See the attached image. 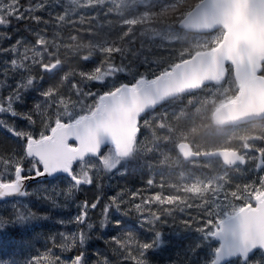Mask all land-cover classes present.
I'll use <instances>...</instances> for the list:
<instances>
[{"label":"snow or ice","instance_id":"obj_1","mask_svg":"<svg viewBox=\"0 0 264 264\" xmlns=\"http://www.w3.org/2000/svg\"><path fill=\"white\" fill-rule=\"evenodd\" d=\"M77 3L78 0H70L63 13L53 14L48 10L54 9L59 0H37L36 3L29 0L27 6L20 0H0V26H9L13 18L44 25L39 31L30 29L34 42L21 37L10 47H0V54L12 56L10 60L0 62V76L4 78L0 80V91L7 89L6 96L0 94V116L10 117L13 121L9 123L0 119V128L11 133L20 143L19 150H14L11 156H0V200L35 196L46 206L33 210L31 202L16 201L7 217L0 216V264H88L84 246L94 227L90 210L101 204L100 197L91 203L85 200L76 204L77 214L67 221L55 220L54 223L60 225L74 223L77 231L50 234L46 239L52 240V245L42 251L22 254L29 244L23 234L35 223L52 218L47 209L66 210L81 186L93 185L101 170L106 173L118 171V166L126 161L128 150L121 146L119 132L121 106L129 93L145 90L148 80L141 74L134 82L117 83V74L123 73L126 67L123 62L115 63L117 54L121 61L124 59L119 49L95 46L80 60L88 62L98 52L101 55L99 64L90 70L64 72L58 83L52 82L45 87L46 75L52 79L57 72L63 71L65 59L60 58V48L65 49L66 55L71 51L70 45L57 41L62 40L60 29L66 25L70 12L75 11L69 5ZM39 11H48L49 19L35 14ZM76 23H85V17L81 15L78 21H71L73 25ZM49 27L55 29L52 39L46 35ZM10 39L7 34H0V40ZM68 39L75 40L76 37L69 36ZM36 67L39 72L33 75ZM11 79L15 80L14 84L7 83ZM108 80L111 83L106 91L92 90L93 82L103 84ZM65 82L67 85L62 90ZM33 93L37 94L33 97V107L24 110ZM37 114L38 120L33 118ZM126 118L135 120V113L126 114ZM17 119L26 121L28 127L19 129L15 123ZM251 163L249 172L254 178L237 184L234 190L221 187L210 200L197 204L196 209L204 213L200 219H197V213V216L189 214L188 219L179 221L185 229H192L193 223L197 224L194 229L198 233L197 242L189 246L192 257H201L196 264H264V259L259 262L250 260L255 251L264 253V151L253 157ZM61 178L69 180L66 188L53 184ZM32 181L38 186L30 191L28 182ZM146 183L149 187L154 186L151 178ZM126 196L129 198L125 199ZM188 209H193L191 203H176L159 192L148 196L141 190L121 192L109 197L102 205L104 219L99 222V227L107 228L111 211L124 217L135 213L139 226H147V230L154 234L151 242H141L133 233H127L123 242L118 236L112 237L111 242L124 248L127 251L125 259L133 264H149L147 253L165 244L158 225L168 223L165 217H172L175 221V212L186 213ZM41 211L46 214L41 215ZM114 224L118 227L121 220L116 219ZM56 236L65 242L71 241V244L57 243ZM129 243L135 245V254L128 249ZM55 247L62 251L76 247L78 254L65 259L56 254ZM208 250L211 251L210 257ZM103 264L109 262L105 259Z\"/></svg>","mask_w":264,"mask_h":264},{"label":"rangeland","instance_id":"obj_2","mask_svg":"<svg viewBox=\"0 0 264 264\" xmlns=\"http://www.w3.org/2000/svg\"><path fill=\"white\" fill-rule=\"evenodd\" d=\"M36 2L37 0H31V3ZM169 2L170 0H78L76 5H69V8H74L75 11L70 12L66 25L60 29L62 40H58L57 43L68 44L71 50L66 55L65 49L61 47L60 58H68L67 61L70 60L69 62H72V59H75L77 55L80 58L82 53L86 55L90 49L100 45L102 41L98 36L106 34L107 30H114L123 13H136L141 10H153L157 7L162 8L167 6ZM20 3L22 4L23 0H20ZM28 3L29 0L27 2L25 1L22 5L27 6ZM69 3L70 0H59V4L54 9H49L48 11H52L53 14L63 13L64 6ZM48 11H39L35 14L44 17V19H49ZM81 15L85 17V23L71 24L72 20L78 21ZM42 28H44L43 24L36 25L30 20L17 21L13 18L9 26H0V34H7L11 37L10 40H0V47H10L21 37L26 38L30 43L34 42L35 37L30 29L39 31ZM123 30V27L117 28L116 35ZM54 31L55 29L52 27L47 29L46 35L49 39H52ZM69 36H75L76 39H68ZM223 36L224 32L222 30L208 35H199L187 32L183 33L177 30L173 25L163 27L157 30L155 34L145 37L141 45L137 46L136 49L129 48V52L127 53L128 56L126 57V55H124L123 61H121V58L115 57L116 64H121V62H123V65L126 66L123 73L117 74V83L125 78V72L128 71L129 67L130 69H134L139 66L141 67L142 64H146V68H153L155 71L160 67L159 64H163V61L168 60V56H170L169 58H175L177 53L187 54L188 49L192 51H204L209 46H217L221 42ZM101 45L108 47L109 42L103 41ZM97 53L98 52L94 55ZM0 55V62L12 58L11 54ZM94 55L90 60H94ZM155 59L162 61H155ZM38 72L39 68L36 67L32 74L36 75ZM3 79V76H1L0 80ZM230 80H226L223 84L217 86H207L199 92L190 93V95L186 94L179 96L164 104L156 111L149 113L145 119L142 120L143 132L139 141L140 146L131 160L123 162L122 165L118 166V171L114 170L112 173H106L101 170L99 175L96 176L94 184L86 185V187H83L77 192L74 200L69 202V207L66 210L53 211L50 208L47 209V214H50L52 218L35 223L23 234L24 239L29 241V244L24 248L22 254H35L37 250L42 251L51 246L52 240L46 239L50 234H56L58 232H64L66 234L75 233L77 227L74 223L60 225L54 223V221L57 219H64L67 221L70 217L77 214L78 209L75 206L76 204L85 200L91 203L94 202L97 197H100L101 204L98 205L97 209L90 210L91 222L94 224V227L89 233L91 238L84 246L88 264H97L98 261L100 264H103L105 259L109 262L113 251L123 253L121 264H133L131 260L125 259L127 251L120 245L111 242V238L118 236L123 242L127 233H133L139 241L151 242L154 234L147 230V226L144 228L139 226L135 213L128 217H124L114 211L110 212L107 228L101 229L99 227V222L104 219L101 215V207L108 201L109 197L119 193L117 188L112 190L111 187L115 185L124 186V184L129 183L132 188H137L139 190L138 186H146V181L149 178H151L154 183L153 187L146 186L149 191L166 192L171 195L178 194V188L176 186H173L172 189L168 187L171 182V174H177L181 171L180 169H182L180 167L181 164H179L180 160L174 158L170 152V148L172 144L176 143L184 136L190 138V143L197 148H199L197 142L215 143L222 149L227 148L241 152L249 160L248 167H237L233 169L225 166L220 160H199L189 164V167L193 170L204 172L205 184L203 186H195V190H192L196 198V194H200L202 189L215 194L218 189L221 187L224 188L225 180L242 184L246 180L254 178L253 173H250L249 170L252 167V158L258 155L256 152L264 151V120L244 126L223 129L216 127L212 122L211 124L201 123L203 125L201 130L196 128V121L199 116L204 117L205 114L211 113L213 108L218 107L221 103L229 101L234 96L233 93L238 91V87L232 86ZM7 83L14 84L15 80H8ZM110 83L111 80L105 81L103 84L95 82L91 87L93 91L99 89L103 92L107 90ZM48 85H45V87ZM0 94L6 96L7 89L0 91ZM32 95L37 94L33 93ZM26 108L24 110H26ZM0 119H6L9 123L13 122L12 119L7 116H0ZM15 123L19 129H26L28 127L27 122L23 120L17 119ZM4 140L7 141L8 144L4 142ZM12 141L14 143H12ZM7 145L9 146L7 147ZM19 147L20 143L18 139L5 129L0 128V156H11L14 150H19ZM174 169L176 170L172 172ZM77 170L79 169L77 168ZM120 172L124 174L121 175L119 174ZM53 184L59 188H66L69 184V180L61 178L57 181H53ZM37 186V183L31 184L29 190L31 191ZM211 198L212 197H209L207 200ZM187 200L189 201L190 198L188 197ZM192 200L195 206L206 202V200L202 203H199L196 199ZM19 201L20 203L31 202L34 206L33 210L46 207L42 205L35 196ZM14 202H16V200L0 203V216L7 217L12 211L11 205ZM40 214L44 215L46 213L41 211ZM189 214H192V209H188L186 213H180L179 211L174 213L178 221L188 219ZM201 215H204L202 210ZM113 217L119 220H125L124 225L119 228V230H115L110 225V220H112ZM165 219L168 221L167 224L163 226L158 225L163 233L165 244L161 248L147 253L149 264H153L157 259L163 258V261L164 259L169 260L172 255L178 254H180L178 257H184V259L188 261V264H196V261L201 257H192L190 247L183 246V240L189 243V241H187L188 239H186V235L194 234L190 240L197 242L198 233L194 228L185 229L183 225L175 227L174 231L170 232L167 230V227L170 228V222L173 221L172 217H165ZM173 222L177 224V221ZM17 239H19V237ZM56 241L57 243L71 244V241L65 242L59 236H56ZM110 247H112L113 250H110ZM134 248L135 245L129 243L128 249L133 250V254H135ZM53 250L56 254L61 255L65 259L73 258L78 254V249L76 247H69L68 251H62L59 247H55ZM182 251L185 254H182ZM207 254L210 257L211 251L208 250ZM261 259H264V256L259 253L250 260L259 262Z\"/></svg>","mask_w":264,"mask_h":264},{"label":"water","instance_id":"obj_3","mask_svg":"<svg viewBox=\"0 0 264 264\" xmlns=\"http://www.w3.org/2000/svg\"><path fill=\"white\" fill-rule=\"evenodd\" d=\"M179 27L195 34H210L223 29L225 35L216 48L199 52L171 71L148 80L145 90L129 93L127 101L121 106L119 123L121 146L128 150L126 158L134 151L141 131L140 119L146 113L179 95L199 90L205 85L220 84L227 77L228 65L234 68L240 91L235 100L216 109L213 115L215 123L220 127H229L264 119V0H202ZM132 112L135 113V120L126 118V114ZM178 151L186 162L220 159L230 168L248 164L246 157L233 149L200 154L190 143L181 142ZM26 198H6L0 203Z\"/></svg>","mask_w":264,"mask_h":264},{"label":"trees","instance_id":"obj_4","mask_svg":"<svg viewBox=\"0 0 264 264\" xmlns=\"http://www.w3.org/2000/svg\"><path fill=\"white\" fill-rule=\"evenodd\" d=\"M25 1L27 2L28 0H23L22 4H24ZM190 1L189 0H170L168 5L164 6L162 8L157 7L153 10H141L140 12H136V13H134V12L123 13L122 16L118 20V24L115 26L116 28H114V30L112 29L113 31L107 30L106 34H103V35L101 34L98 37L101 39L102 42L103 41L109 42L108 47L112 46L113 49H119L120 52H122L127 57L128 56L127 53L129 52V48H133V49L135 48L136 49L137 46L141 45V43L145 37L155 34L157 32V30H159L163 27L173 25L174 27L177 28V30L185 33L186 31L179 28V24L182 21V19L201 0H192L191 2ZM119 27H123L124 30L121 33L119 32L116 35V29ZM102 42L100 43V45L102 44ZM214 47L215 46H209L205 50H210ZM199 51L200 50L192 51L191 49H188L187 54L177 53L175 58H169L170 56H168L167 58L169 61L168 60L163 61L164 63L162 62L163 64H159L160 67L155 71L153 70V68H146V64H142L141 67L139 66V67H136L134 69H130V67H129L128 71L125 72V78H123V80L118 81V82H127V83L134 82L135 79L140 78L141 74L144 77H146L147 80H152L161 74H165V73L171 71L178 63L188 59L189 57L193 56L194 54H196ZM83 55L84 54L82 53L80 55V57H82ZM189 55H191V56H189ZM115 57L121 58L120 55H118V54ZM93 58H94V60H89L88 62H83L82 60H80L79 56H76L75 59H72V62H69L70 60L67 61L68 58H64L65 59V65H64L63 71L57 72L55 77H53L52 79H49V77L46 75L45 81H44L45 85H48L52 82L58 83L59 80L63 77L64 72L70 71L72 69H75L76 71H79L80 69L90 70L91 68H93L97 64H99V62L101 60V55L99 53H97L96 55H94ZM166 59H164V60H166ZM155 61H162V60L155 59ZM117 64H120V63H117ZM230 79H228V80H230L232 82V86L233 85L236 86V82L233 79L232 74H231ZM93 83H95V82H93ZM66 85H67V82H65V85L62 86V90L64 89V87H66ZM237 94H238V91L233 93L234 96L232 98L233 99L236 98ZM184 95H186V94H184ZM35 96L36 95H32L29 97L27 108L33 107V105H34L33 97H35ZM232 98L230 100H232ZM221 104H223V103H221ZM27 108H26V110H27ZM216 108H213L212 112L209 114L208 113L205 114L204 117L199 116L197 118L196 128H198V130H201V128L203 127V125L201 123L211 124V122H212V124H214L213 113L216 110ZM38 116H39V114H37V116H34L33 118L38 120ZM146 116L147 115H145L142 118V120H144ZM142 132H143V128H141V135L139 136V138L137 140V143H136V146H135V149H134L132 156L130 158H128L126 161L131 160V158L136 154L137 149L140 146L139 141H140V138L142 136ZM180 141H186V142L190 143L191 139L184 136L183 138H180V140H178L176 143L172 144L171 145L172 147L170 148V152L172 153L174 158H178L180 160L179 164H181L180 167L182 169H180L181 171H179V173H177V174H171V177H170L171 182L168 185V187L170 189H172L173 186H176L178 188V194L171 195V194H167L166 192H163V193L159 192V193H161L163 196H167V197L172 198L173 201L176 203H179L180 201H183L185 204L191 203L193 205L191 215L197 216V213H199V215L197 216V219H200V217H203L201 215V210H197L196 207H194L195 203L192 199H196V200H198L199 203H202L205 200L208 201L207 199L209 197H213L214 193L202 189L200 194H196L197 198L195 197V193L192 190H195V188L197 186H203L205 184V177L203 175L204 172H201L200 170H193L191 167H189V164H191V163H188V162L186 163L183 160V158L181 157V155L179 154V152L177 150V144ZM197 143L199 144V148L195 147L191 143L190 144L192 145L194 150L198 153H202V151L207 152V151L222 149L218 146V144H215V143H207V142H197ZM175 170L176 169H174L172 172H174ZM196 171H199V172H196ZM237 184H239V183L234 182V181L225 180L224 188H226L228 190H234V188ZM146 186H144V187L138 186L139 190L142 191L143 195L148 196V195H154L156 193L153 191H149L148 187H146ZM114 188H117L119 193H121V192L130 193L131 191L138 190L137 188H135V189L132 188L129 183L124 184V186H116L115 185V186L111 187L112 190H114ZM188 197L190 198L189 201L187 200ZM128 198L129 197H127V196L125 197V199H128ZM137 202H139V201H137ZM122 207H124V205H122ZM116 219H117L116 217H113L112 220H110V225L115 230H119V228H121L124 225L125 220L122 219L121 224L117 227L114 224V221ZM175 221H177V224L174 223L173 221H171L170 222V224H171L170 228L167 227V230H169L170 232L174 231L175 227L181 226V224L179 223L178 220L175 219ZM196 227H197V224L193 223L192 228L195 229ZM182 232H183V230H182ZM193 235L194 234L186 235V239H188L187 241H189V243H186L185 240H183V246H190V245H194L196 243L195 241L190 240V238L193 237ZM109 249L113 250L112 247H110ZM259 253H261V252H259ZM259 253H257V254H259ZM182 254H185V253L182 251ZM257 254L253 255L251 258L256 256ZM261 254L264 256L263 253H261ZM178 255H180V254H178ZM178 255H172L169 260L164 259V261L162 260L163 258L157 259L156 261L153 262V264H183V261H185L184 257H181V256L178 257ZM122 257H123V253H118V252L113 251L111 254V260L109 261V264H121L122 263Z\"/></svg>","mask_w":264,"mask_h":264},{"label":"bare ground","instance_id":"obj_5","mask_svg":"<svg viewBox=\"0 0 264 264\" xmlns=\"http://www.w3.org/2000/svg\"><path fill=\"white\" fill-rule=\"evenodd\" d=\"M27 22V21H26ZM25 23V22H24ZM31 24V23H30ZM19 27V26H18ZM31 28V27H30ZM28 30V29H27ZM79 43H81V42H79ZM82 45V44H81ZM90 45V44H89ZM87 49V48H86ZM77 54H78V52H77ZM78 56V55H77ZM0 57H1V55H0ZM71 58H72V56H71ZM3 61V60H2ZM1 77V76H0ZM9 141V140H8ZM4 142H6L7 143V141H5L4 140ZM10 142V141H9ZM12 143H14L13 141H12ZM4 144V143H3ZM8 144V143H7ZM2 145V144H1ZM6 145V144H5ZM16 145V144H15ZM9 145H7V147H8ZM3 147V146H2ZM6 147V146H5ZM17 147V146H16ZM13 149V148H12Z\"/></svg>","mask_w":264,"mask_h":264},{"label":"flooded vegetation","instance_id":"obj_6","mask_svg":"<svg viewBox=\"0 0 264 264\" xmlns=\"http://www.w3.org/2000/svg\"><path fill=\"white\" fill-rule=\"evenodd\" d=\"M263 71H264V69H263ZM229 74H230V69H229ZM262 74H264V73H262Z\"/></svg>","mask_w":264,"mask_h":264}]
</instances>
